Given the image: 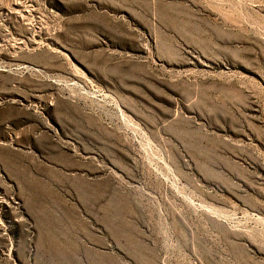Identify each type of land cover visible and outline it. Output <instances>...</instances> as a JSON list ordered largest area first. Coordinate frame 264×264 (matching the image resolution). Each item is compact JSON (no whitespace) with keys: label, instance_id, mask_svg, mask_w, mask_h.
<instances>
[{"label":"rangeland","instance_id":"374dc122","mask_svg":"<svg viewBox=\"0 0 264 264\" xmlns=\"http://www.w3.org/2000/svg\"><path fill=\"white\" fill-rule=\"evenodd\" d=\"M0 264H264V0H0Z\"/></svg>","mask_w":264,"mask_h":264}]
</instances>
